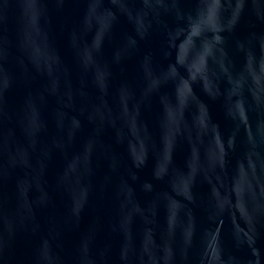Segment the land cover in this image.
Segmentation results:
<instances>
[{
	"label": "water",
	"instance_id": "water-1",
	"mask_svg": "<svg viewBox=\"0 0 264 264\" xmlns=\"http://www.w3.org/2000/svg\"><path fill=\"white\" fill-rule=\"evenodd\" d=\"M0 264H264V0H0Z\"/></svg>",
	"mask_w": 264,
	"mask_h": 264
}]
</instances>
